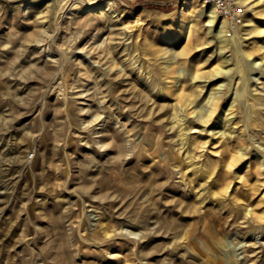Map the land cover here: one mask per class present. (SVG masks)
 Here are the masks:
<instances>
[{
    "label": "rangeland",
    "instance_id": "rangeland-1",
    "mask_svg": "<svg viewBox=\"0 0 264 264\" xmlns=\"http://www.w3.org/2000/svg\"><path fill=\"white\" fill-rule=\"evenodd\" d=\"M187 1L0 0V146L24 143L22 163L0 165V264L200 263L205 254L200 212L206 209L223 217V228L210 221L214 240H222L212 259L264 264V223L260 227L244 213L237 220L231 212L238 179L219 204L208 188L213 179L207 184L197 178L195 194H184L204 198L200 212L166 216L161 222L174 221V230L148 229L153 213L163 212L154 203L158 192L152 193L150 181L155 179L145 175L149 151L157 144L166 152L177 145L172 82H182L199 107L208 104L212 89L229 101L243 90L242 81L229 77L233 74L199 79L214 71L219 57L225 70L233 69L236 59L233 48L215 51L205 1ZM255 2L264 6V0ZM263 37L244 35L241 45L252 52L250 62L262 66L264 50L257 44ZM254 63L247 91L263 95L264 67ZM193 64H202L197 77ZM239 100L244 108L245 100ZM197 129L211 141L203 126ZM252 133L246 129L249 140ZM103 135L123 139L122 159L111 146L101 147L107 142ZM255 140L264 147L261 135ZM206 146L223 151L221 141ZM246 154L232 176L256 155L264 163L262 148ZM190 170L185 171L191 175ZM255 172L238 190L253 202L264 196V175ZM255 183L261 184L256 193ZM255 206L250 211L264 209Z\"/></svg>",
    "mask_w": 264,
    "mask_h": 264
},
{
    "label": "bare ground",
    "instance_id": "bare-ground-1",
    "mask_svg": "<svg viewBox=\"0 0 264 264\" xmlns=\"http://www.w3.org/2000/svg\"><path fill=\"white\" fill-rule=\"evenodd\" d=\"M255 1L256 0H239V3L246 9L245 21L242 26L234 28V32L231 34L232 37L230 36V39L228 29L231 25L229 22L225 18L220 17L212 5H208L206 3L202 4V8L207 9L206 19L208 27H210V34L213 33L214 38L217 41L215 51L223 52L225 49L233 48L236 64L233 69L225 70L219 65L221 62L224 63L226 61L222 60V57H219L213 64L214 71L207 75L205 74L203 77H199V79L205 78V76H207V79L216 78L218 76H222L225 72L226 74H233V76L230 75L229 77L236 76V79H238L239 82L242 81L243 90L239 92L236 99L229 101L218 98L217 91L212 89V92H210L209 96L206 98L208 104L199 107L196 104L192 93L186 94L183 92L184 87L180 84L182 82H172L170 88L171 90H169L171 92L170 97H172V101L175 104V109L173 110L171 116L174 124L172 128L176 130L175 136L177 137V145L174 149L169 150V152H166L164 149L161 150L159 144L149 151L151 156L148 159V166L145 167L147 170L145 175L148 179H155L154 182L150 181L152 193L158 192V198L154 200V203H157L165 213V215L162 211V213H159L158 215L157 213H153L154 217H152L151 223L148 225L149 230L156 229L161 226L174 230L176 228L174 221L168 222L164 220V223L161 222L163 219H166V216L172 217L174 213L177 212H200L199 206L204 204V198L196 195L193 199L191 197L188 198L184 194V190L189 191L190 194H195V183L197 178H201L204 183L207 184L209 180L213 179V181L209 183L208 188L211 191L210 196L215 198V201L219 204L222 203L221 200L223 199H221V196L224 194V191L227 193L233 181L238 179V184L234 183L232 188L234 189V186H236V191H234L235 193L233 194L235 207L233 208L229 206L231 209L233 208V211H231L232 214L234 213L237 220L239 215L244 213L247 218L250 217L258 224L264 223V209L259 211L253 208V210L250 211L252 206L264 204V196H262V199L257 202H253L249 194L238 191L243 185H245L246 182H248L251 171H256L255 173L257 177L264 175V163L260 157L256 155L254 160L250 161L248 164H243L247 165L245 170L241 169L235 173L234 176H232V168L243 162L244 158L247 156L246 152L249 149L256 147L258 149L262 148L264 151L263 145L255 140V137L259 135H261V140H264V94L262 95L259 93L260 95H258L255 92L247 91V87L249 85V74L254 63L250 62L253 54L250 50L241 48L244 35L255 33L264 36V20L258 21L259 18L264 19V6L260 3L261 1ZM260 4V10L254 11V7ZM40 32H42V30ZM257 50L261 52L264 50L263 41L262 43L257 44ZM254 64H258L260 68L264 67L262 66V63L257 62ZM49 66L52 68L50 64ZM189 67L193 71L194 77H197L200 71L203 70L202 64H193ZM215 84L219 85V81ZM206 85L202 86L203 90L206 88ZM218 87L221 88V86ZM239 98H243L245 100L246 105L244 108L241 106ZM55 103L57 104L58 102L55 101ZM95 115H97V113ZM238 115H240V121L236 122L235 119ZM75 116L76 114L72 112L71 117L75 119ZM222 117H226V121L223 122ZM220 123L221 126L215 128L216 132L211 133V127ZM239 123H242L243 125V129L241 131H239L241 128L237 127ZM199 126L204 127L203 131L211 137V141L204 140V135L197 131ZM106 127L108 126L106 125ZM246 129L253 131L251 134V140H249V137L246 135ZM69 130L70 129H68V131ZM159 132L160 137L165 134L162 128H160ZM122 135L124 137L125 134ZM106 139L107 142L102 143L101 147L106 149L108 146H111L119 159H122L126 149L123 139L118 137V135L108 136ZM220 141V147L223 150L222 152L207 149L206 145H212L214 148V146L220 143ZM23 144H13L10 148L0 146V165L8 166L11 163H22L24 155L21 148L23 147ZM198 153H200V155ZM214 153L218 156V158L217 156H212ZM25 164L26 163H24V165ZM187 169H191V175L188 174V171H185ZM178 175H180V181L172 183ZM214 175H216L215 179L213 178ZM260 186L261 184L258 185L255 183L252 185V191L255 193L258 192ZM151 201L152 199L150 202ZM226 205L228 206L229 204ZM200 213L204 219V224L202 226V233L199 234V236L202 237L205 254L201 258L200 263L196 264H226L219 258L215 260L210 257L211 252H216L218 250L217 244H222V240H214L215 229L212 228L211 222L216 226L218 225L219 228H223V217H220L218 213L213 210L210 211L209 209L201 211ZM199 223L200 222H198V224H194L193 226L197 227ZM260 224L258 226L261 227ZM134 235L137 236V234ZM205 238L208 240H205ZM171 264H181V262L174 260Z\"/></svg>",
    "mask_w": 264,
    "mask_h": 264
},
{
    "label": "built area",
    "instance_id": "built-area-1",
    "mask_svg": "<svg viewBox=\"0 0 264 264\" xmlns=\"http://www.w3.org/2000/svg\"><path fill=\"white\" fill-rule=\"evenodd\" d=\"M206 4L212 5L216 13L225 18L231 27L228 29V35L231 36L234 28L242 26L245 21L246 9L239 3V0H204Z\"/></svg>",
    "mask_w": 264,
    "mask_h": 264
}]
</instances>
